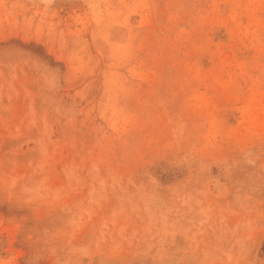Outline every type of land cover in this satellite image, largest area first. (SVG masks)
Returning <instances> with one entry per match:
<instances>
[{
  "label": "rangeland",
  "instance_id": "1",
  "mask_svg": "<svg viewBox=\"0 0 264 264\" xmlns=\"http://www.w3.org/2000/svg\"><path fill=\"white\" fill-rule=\"evenodd\" d=\"M0 264H264V0H0Z\"/></svg>",
  "mask_w": 264,
  "mask_h": 264
}]
</instances>
